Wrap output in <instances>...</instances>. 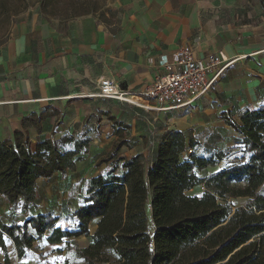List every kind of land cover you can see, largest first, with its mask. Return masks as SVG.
<instances>
[{
    "label": "trees",
    "instance_id": "trees-1",
    "mask_svg": "<svg viewBox=\"0 0 264 264\" xmlns=\"http://www.w3.org/2000/svg\"><path fill=\"white\" fill-rule=\"evenodd\" d=\"M58 1L39 0V7L54 13L48 7ZM25 8L26 0H1L3 23ZM61 116L54 106L31 112L0 139V196L11 210L10 220H0V264H11V251L17 260L29 258L35 242L53 246L67 263L264 264V103L221 113L238 138L222 149L177 130L153 144L140 137L145 150L124 155L121 148H132L135 139L109 115L114 144L97 161L105 165L100 173L84 181L77 205L66 206L67 228L37 203L38 181L74 171L89 150L87 131L63 129ZM48 117L51 131L32 141L31 129L40 134ZM209 166L217 170L206 173ZM197 186L201 195H190ZM238 197L243 203L230 201ZM79 237L86 245L77 246Z\"/></svg>",
    "mask_w": 264,
    "mask_h": 264
},
{
    "label": "crops",
    "instance_id": "crops-1",
    "mask_svg": "<svg viewBox=\"0 0 264 264\" xmlns=\"http://www.w3.org/2000/svg\"><path fill=\"white\" fill-rule=\"evenodd\" d=\"M17 12L0 36V139L29 113L54 106L61 110L63 129L87 131L90 138L86 159L75 170L94 162L114 141L109 115L130 127L126 135L135 139L134 148L140 144V151L145 150L140 137L149 136L153 144L162 132L177 130L222 149L238 138L221 113L264 103V0H105L96 11L70 17L51 15L39 4ZM194 40L199 42L196 57L222 51L229 61L210 89L188 105L144 110L96 95L102 77L114 78L131 94L141 92L161 72V56L171 59ZM53 121L45 119L38 135L31 129L32 141L49 134ZM210 167L206 173L217 170ZM61 175L49 180L56 183ZM66 206L59 214L50 209L61 217L60 228H67ZM10 217L0 196V220ZM34 247L24 260L11 251L10 263L39 264L32 259L35 250L53 248L37 242Z\"/></svg>",
    "mask_w": 264,
    "mask_h": 264
},
{
    "label": "built area",
    "instance_id": "built-area-1",
    "mask_svg": "<svg viewBox=\"0 0 264 264\" xmlns=\"http://www.w3.org/2000/svg\"><path fill=\"white\" fill-rule=\"evenodd\" d=\"M198 43L194 40L181 46L171 59L161 56L158 59L161 72L141 92L131 94L114 78L102 77L96 95L134 104L144 110L188 105L210 89L229 61L222 51L209 53L204 58L196 57L193 50ZM190 152L191 149H187V153ZM49 264H63V254L54 253Z\"/></svg>",
    "mask_w": 264,
    "mask_h": 264
},
{
    "label": "rangeland",
    "instance_id": "rangeland-1",
    "mask_svg": "<svg viewBox=\"0 0 264 264\" xmlns=\"http://www.w3.org/2000/svg\"><path fill=\"white\" fill-rule=\"evenodd\" d=\"M1 1V0H0ZM105 0H59L57 4L48 7V10L54 11L50 12L51 15H58L62 17H70L77 13L78 11H83L85 9L91 8H98L100 7ZM74 5H73V4ZM39 0H26L27 7H35L38 6ZM18 6V5H16ZM15 7V6H14ZM66 9V11H63ZM24 12V11H23ZM21 12V13H23ZM17 19L18 15L12 16V19ZM0 17V36L4 33L6 29V23ZM2 37V36H1ZM127 137L131 138L129 135ZM104 145L106 141H103ZM114 141L108 147H103L106 149L103 154H98L96 160L93 161H86L83 164H79L78 169L73 172H67L66 174H62L61 177L57 178L58 180L56 183L53 180H48L46 182L39 183V207L40 209L43 208L47 210V208L55 211L56 213H60L63 209V205L66 204L70 207L77 205V199L81 195L83 190L84 181L90 177L91 174L100 172L104 168V164H97L98 159L101 158L111 147L113 146ZM140 144H137L134 148H121V153L124 155H131L134 154L136 151H140L139 149ZM91 158V157H90ZM89 158V159H90ZM211 170L217 169V167H210ZM85 175V176H84ZM203 192L202 186H197L193 190L189 191L190 195H201ZM233 204L238 205L243 203L244 199L238 197L236 199L230 200ZM94 225L91 224L89 226V231L92 232ZM77 246H84L86 245V239L84 237H79L76 239ZM54 247H44L40 251L35 250L34 254L32 255V259L39 264H49L51 259L53 258V254L56 253ZM65 258V256H64ZM63 258V264H78L76 261H69L67 263Z\"/></svg>",
    "mask_w": 264,
    "mask_h": 264
}]
</instances>
